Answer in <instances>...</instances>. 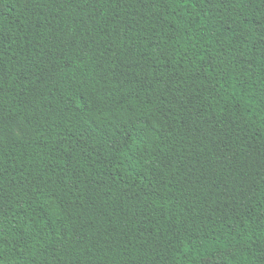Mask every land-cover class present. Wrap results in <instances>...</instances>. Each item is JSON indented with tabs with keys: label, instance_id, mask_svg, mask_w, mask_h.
<instances>
[{
	"label": "trees",
	"instance_id": "16d2710c",
	"mask_svg": "<svg viewBox=\"0 0 264 264\" xmlns=\"http://www.w3.org/2000/svg\"><path fill=\"white\" fill-rule=\"evenodd\" d=\"M0 264H264V0H0Z\"/></svg>",
	"mask_w": 264,
	"mask_h": 264
}]
</instances>
